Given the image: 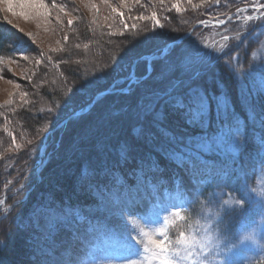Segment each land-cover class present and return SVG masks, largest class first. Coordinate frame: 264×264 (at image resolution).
Here are the masks:
<instances>
[{
    "label": "rangeland",
    "instance_id": "rangeland-1",
    "mask_svg": "<svg viewBox=\"0 0 264 264\" xmlns=\"http://www.w3.org/2000/svg\"><path fill=\"white\" fill-rule=\"evenodd\" d=\"M146 1L144 0V3ZM163 1L167 3L171 14L179 17L175 18L176 20L171 23L174 24L166 29H163L159 24L151 29L150 23L147 22L149 19L141 16V14L138 15L139 17L131 15L128 22L123 21L124 17L122 18V15H125L127 9L132 4H138L141 0H60L59 2L56 1L55 4H47L42 0H0V29L5 34L13 36L15 42L18 38H21L29 44L27 45L29 49L22 55L18 54L19 56L13 58H0V117L3 118L7 112L18 113L21 109L31 112L33 109L31 107L26 109V107L32 104L36 106L38 111L36 112L43 115L40 124L36 125L34 130H30V133H27L26 129L22 130V125H16L18 129L14 128L13 133L10 131L3 132V137L6 140L0 137V195L2 194L0 200L5 201V203L0 204V228L2 229L3 226L8 227L11 221L13 222L15 218H18L20 223H23L21 236L24 235L25 246L27 247V249L23 248V252L25 250L26 252L20 254L13 261V264H104L106 259L104 249L115 246L118 243L117 237L120 233L125 235L131 233L132 236H136L137 232L132 231L133 228L149 232L151 229L161 227L165 218L172 219L171 213L177 210L186 217V221H178L170 229L169 235L173 239L176 238L180 230L190 231L189 225L198 228L200 224L209 221L216 228L215 234L219 238L220 246L228 245L234 252L239 253L236 257L238 264L264 263V203H262L264 201V169L258 173L253 186L249 188L240 187L239 192L234 196L225 194L226 196L223 198L222 195L216 197V199L210 197L208 200V202L212 201L210 205L204 202L195 211L186 207L185 201L177 191L164 189L157 194L154 192L144 193L137 183L126 182L123 176L118 173L113 175L114 184L108 185V187H105L106 189L96 186V179L87 181V187L85 191L83 190V194H88L87 196L91 199V202L85 205V211L90 218L95 217L98 220L97 223L108 227L109 234L103 238L89 235V226L82 222L81 216L76 212L72 216V209L66 205L51 203L44 206H33L26 210L25 214H19L20 208H16V206L26 203L31 198L32 177L34 176L36 179V184L39 183L40 170L42 173V169L45 165H50L49 162L55 155L62 154L66 156L68 152L77 151L80 145V150L84 149V146L88 148V145L91 146L93 142L87 139L90 135L87 129L91 130L90 133L95 129H99L100 125L105 129H111L116 123L112 126L110 123L120 120L114 109H110L113 112L109 115V118L105 119L103 117L105 114H101L102 110L108 107L107 105H120V99L107 96L104 98L105 100H102L99 99L101 97H98L93 102L95 105L90 113L91 116L82 118L78 123H71L65 129H59L62 127H59V125L64 119L75 111H82L99 93L85 107L73 111L66 117L64 116L73 108L85 103L97 90L109 85L111 86L107 90H115L114 92L129 89L130 85L128 86L126 78L129 73L126 67L130 59L135 56L133 53L135 54L139 48L140 51L141 48L146 49L149 45H154L151 48H158L164 43V39L169 40L186 32L181 36L184 38L183 41L186 39L181 49L175 50L165 58V53L170 48L164 51L165 46L159 53L150 56L154 57L153 61L155 62L161 61L154 63L155 73L142 86H149L151 83L156 86L164 85L170 75L179 73V77H181L191 70L190 67L186 66L187 61L184 60L183 56L193 51V40L195 42L200 35L205 36L206 34L207 40L215 36L219 40L222 38L223 32L215 34L211 31L216 28L215 23L226 21V24H238L239 29H245L248 24L255 23L261 29H258L257 32V42H251L254 47L250 52L248 63L251 62L249 68L255 79L259 80V84L264 85V20L260 19L261 16H264V0H220L219 3L213 0L214 3L209 6L205 5L210 0L196 1V5H193L194 0ZM223 1L227 4H223ZM152 2L163 3L161 0H152ZM22 4L25 5L23 8L20 7ZM41 4L45 7H40ZM9 5H11V11H9ZM76 10L83 12L92 26L93 24H99L102 27L106 22L113 24V21L117 20L118 17L119 20L113 25V31H115L116 25L119 30L118 34L127 33L126 36H132L131 39L125 41V49L123 48V51L112 50L111 56L105 52L100 55L97 53L99 50L91 55L94 51L92 48L94 42L90 41L88 44L81 45H78L75 41L74 43L72 41L74 37L73 29L78 22L73 16ZM203 11L207 12L205 13L207 18L195 22L194 25L192 24L193 26L191 25L192 27L190 26L191 22H184L186 24L184 26L183 22L180 21L181 18L189 19L193 14L195 17L201 16ZM21 12L26 13L27 18L20 15ZM249 15L255 19L246 21L245 17ZM69 20L72 21L71 24L68 23ZM95 20H97L96 23ZM136 22H140V27L134 25ZM142 24H146L147 27H143ZM181 26L183 27L181 28ZM192 28H194L192 31L194 34L190 36L191 34L188 35L187 33ZM201 29H203V34H201ZM243 32L246 33V30ZM96 35L99 37L98 34ZM12 45L13 41L11 42ZM90 49L91 52L89 53ZM72 51L78 52L76 57L78 59L75 58L77 53H72ZM67 53L70 55L72 53L71 57L75 59L72 58V61L68 59L65 64L78 67L79 73L82 70L84 71L85 67L91 71L89 74L84 75L83 73L84 76L81 75L79 78L75 77L77 80L74 79V83L81 84L80 89L75 86L72 87L70 83L65 84V80L60 77L55 78L56 81L53 82V78L50 79L49 76L44 74L49 68L45 67L46 65H52L61 56L62 58L67 56ZM23 56H26L27 59H23ZM50 60L52 61L50 62ZM100 63H102L101 66ZM140 67L142 69V65ZM98 70L99 72L96 73ZM146 70L147 68L144 67V74L141 76L132 75L131 72L130 78L135 77L137 79L134 85L144 81L149 76L150 73L148 74V70ZM67 74L70 77L72 76L70 71ZM39 78H42L41 84L46 85L48 90H52L51 92L60 100L57 104L49 98L43 97L40 99L36 96L39 93V88L35 81ZM122 83V87L117 89ZM82 92H84V95ZM137 92L138 90H136ZM122 105H120V108L123 112L126 108L121 107ZM141 106H144V103ZM155 109V107L153 110L151 109V112H155ZM97 112L100 113L101 118L100 115L97 116ZM34 116L31 117L34 118ZM62 117L64 118L57 125ZM98 117L100 118L99 122L95 121ZM159 117V115H156L157 119ZM83 121L85 123H81ZM75 128L76 133H79L78 138H69V144L67 140L61 141ZM49 136H51V139L47 142ZM98 141L100 140H96L94 146L99 143ZM59 142H61L62 148L59 152H56L55 146L59 145ZM75 143L81 144L77 147L78 144ZM217 144L220 143L217 142ZM71 145L72 148L69 151ZM35 148L39 158L34 161L31 155L27 154L29 150ZM87 148L85 151H88L89 148ZM98 149L99 147L96 146L97 151ZM66 161L68 162L67 158ZM20 165L23 167L20 168ZM56 167L59 166L54 165L53 169L55 171L58 170ZM29 172L31 175H29ZM44 175L47 179L50 177L49 172ZM42 186L43 184H40L38 188ZM152 189L154 190L155 187H152ZM252 189L256 191L253 192ZM76 192L79 193V191ZM242 195L245 198L247 207L246 205L243 207L239 205L228 206L223 203L226 199L240 200ZM234 209L237 211L238 217H233L236 215V212H232ZM226 214L228 219H226ZM231 217L234 218V231L231 233L225 232V229L231 224ZM12 227L18 228L19 225ZM55 233L57 234L55 235ZM247 235H253L255 242L238 243L242 237ZM137 239L141 240L140 255L128 253H125V255L131 260H142L143 264H151L150 259H148L149 254L143 251L147 237H137ZM113 264H126V262L117 260ZM210 264H215V261H212L211 258Z\"/></svg>",
    "mask_w": 264,
    "mask_h": 264
},
{
    "label": "trees",
    "instance_id": "trees-1",
    "mask_svg": "<svg viewBox=\"0 0 264 264\" xmlns=\"http://www.w3.org/2000/svg\"><path fill=\"white\" fill-rule=\"evenodd\" d=\"M42 1L47 4H55L56 1L59 2L60 0ZM196 1L201 0H194L193 5H196ZM212 1H207L205 6L214 3ZM223 4H227V2ZM74 13L73 16L78 22L74 25L72 41L77 42L78 45L88 44L90 41L94 42L92 46L94 51L91 55L95 54L96 50H99L97 53L100 55L105 52L110 56L112 50L123 51L126 45L125 41L132 37L126 36L127 33L118 34L119 30L116 25L115 31H113V25L119 20L118 17L117 20L113 21V24L106 22V25L102 23L103 26L101 27L99 24H93L92 26L83 12L76 10ZM205 13L207 12L203 11L202 15L198 17L193 14L189 19L181 18L180 21L183 24L184 22H191V26L199 20L206 19L207 14ZM139 14L149 19L147 22L150 23L151 29L155 28L157 20L159 25L166 29L174 24L171 23L176 20L175 18H179L171 14L166 2L163 1V3L158 4L153 3L152 0H147L146 3L141 0L138 4H132L125 12V15H122V18L124 17V22H128L131 19V15L139 17ZM153 14H155V19H153ZM94 22L96 23L97 20ZM134 25L140 27V22H136ZM258 27V24L251 23L245 29H239L238 24L228 23L220 28H213L211 31L215 34L223 32L222 38L219 40L215 36L207 40L206 34L205 36L200 35L201 37L199 36L195 42L193 40V51L190 53L198 49L208 55L204 56L203 60L197 63L195 67H190L191 70L187 71L184 74L185 76L179 77V73H176L167 77L164 85L156 86L151 83L149 86L143 87L142 85L146 80L155 73L154 63L161 60L152 61L150 63L152 71L144 81L130 85L127 91L113 92L99 98L105 100L104 98L107 96H114L120 99V105L123 104L121 107L126 108L123 112L119 104H111L107 105L108 107L102 110L101 113L105 114L103 117L106 119L113 112L110 109H114V112L118 114V119H120L118 120L119 122L117 120L113 123L111 122V126L116 123L111 129H105L101 125L98 127L99 129H95L92 133H90L91 130L87 129L90 134L87 139L93 142L91 146L88 145L89 149L84 146L85 148L80 150L81 145L79 146V144L81 143H75L78 144L77 147L79 146L77 151L68 152L66 156L62 154L55 155L50 160V165H45L42 169V173L40 170L39 183L36 184V179L32 175L31 198L26 203L16 206V208H20L19 214H25L26 210L33 206H44L51 203L66 205L72 209V216L76 212L81 216L82 222L89 226V235L103 238L109 234L108 227L97 223L98 220L95 217L90 218L85 211V205L91 202V199L87 196L88 194H83V190L85 191L87 187V181L96 179V186L102 189L110 184L113 185V175L118 173L123 176L126 182L131 184L138 183L141 190L148 194L153 192L152 187H155V189H171L177 185L184 190L183 197L187 199L186 206L192 211L197 210L204 202L210 205L212 202H208L210 197L216 199V197L221 195L222 198L226 195L234 196L239 192L240 187L249 188L253 186L258 173L264 169V85L259 84V80L255 79L249 68L251 62L248 63L250 52L254 47L251 42H257V32L258 29H261ZM244 30H246V33L243 32ZM185 33L169 40L164 39V43L158 48H151L154 45H149L146 49L141 48V51L140 48L137 51L134 50L136 51L135 54L133 53L135 56L130 59L126 67L129 73L126 77L128 82L130 81L131 72L132 75H143L144 67L145 69L147 68V59L159 53L167 44L174 42ZM203 33V29H201V34ZM193 34L192 32L190 36ZM224 36H228L229 40H224ZM13 38V36L5 34L0 29V58H13L19 56L18 54L26 53V50L29 49V46H27L29 44L25 39L18 38L15 42ZM11 40L13 41L12 46ZM185 41L186 39L170 47L165 58L175 50L181 49ZM217 49L220 50L218 51ZM90 52L91 49L89 50ZM72 53H77L75 58L78 56V52L72 51ZM72 53L71 55L67 53V56H63V58L61 56L52 65L45 66L49 67L47 68L48 70H43H47L44 74L49 76L50 79L53 78V82L56 81L55 78L58 79L60 77L65 80V84L68 85L70 83L72 87L75 86L80 89L82 87L81 84L74 83L77 80L76 78L81 75L84 76L86 73L89 74L91 71L85 67V70L79 73L78 67L75 66V68L74 65L73 67L70 66L72 64H65L68 59L69 61L75 59L71 57ZM101 65L102 63H100ZM69 71L70 73L72 72L71 77L67 74ZM41 80L42 78H39L35 81L39 88V93L36 96L40 97V99L43 97L49 98L57 104L60 100L51 92L52 90H48L46 85L41 84ZM122 85L123 83L117 89H120ZM109 86L94 92L85 103L73 108L64 117L75 110L85 107L96 94L107 90L110 88ZM189 89H199L210 98H220L221 107L219 108L215 100L211 101L210 110L203 124L188 123L182 113L174 109L169 102V93H173L174 90L182 92ZM136 90H138L139 94L138 92L136 93ZM82 94L84 95V92ZM143 103L144 106H141ZM94 105L86 113L70 119L59 129H65L69 127V124L78 123L82 118L91 116L90 113ZM224 105H226V109L223 107ZM30 107L33 109L31 112L21 109L18 113L7 112V115L5 114L3 118L0 117L1 139L6 140L3 137V132L10 131L13 133L12 130L16 128V125H22V130L26 129L27 133H30V130H34V127L40 124L39 122L43 119V115L37 113V108L33 104L27 105L26 109H30ZM154 107L156 108L155 112H151ZM108 110L110 111L108 112ZM32 115H35L34 118L31 117ZM98 115H100L99 112H97ZM156 115L160 117L157 119ZM64 117L57 122V125ZM99 117L101 118V115ZM99 117L95 121L99 122ZM81 123H85V121ZM230 126L232 132L231 141L224 140L221 142L222 137L228 133ZM78 134L76 133V128L72 129L61 141L67 140L69 144V138L76 139ZM50 139L51 136L48 137L47 142ZM96 140L100 141L94 146ZM200 141H214L220 144L211 151L202 152L196 161L195 167H192L190 163H181L179 152L184 151L185 146L189 145L190 142L196 143ZM60 143L55 146L56 152H59L62 148ZM96 146L99 147L98 151ZM71 148L72 145L68 150L70 151ZM86 148L88 151H85ZM27 155H31L34 161L39 158L36 148L29 150ZM54 165L59 166L58 168L56 167L58 170L55 171L53 169ZM22 167L20 165V168ZM47 172L50 175L48 179L44 175ZM29 175H31L30 172ZM40 184H43V186L38 188ZM76 191H79V193ZM1 196L2 194L0 198ZM245 205L246 202L243 206ZM232 212H236L233 217H238L235 209ZM225 216L228 219V215L226 214ZM233 217L230 218L231 224L228 225L225 232L231 233L234 231L235 223ZM17 224L19 225L18 228H11V226H16ZM22 224L18 218H15L8 227L3 226L2 229L0 228V241H3V244H0V264H13V261L20 254L26 252V250L23 252V248L27 249V247L25 246L24 235L21 236ZM5 227L7 228L4 229ZM15 228L16 230H14ZM257 264L264 263L259 262Z\"/></svg>",
    "mask_w": 264,
    "mask_h": 264
},
{
    "label": "snow or ice",
    "instance_id": "snow-or-ice-1",
    "mask_svg": "<svg viewBox=\"0 0 264 264\" xmlns=\"http://www.w3.org/2000/svg\"><path fill=\"white\" fill-rule=\"evenodd\" d=\"M163 2V0H161ZM219 3L220 0H215ZM25 5H20L23 8ZM40 7H45L41 4ZM9 11H11V5H9ZM20 15L27 18V14L21 12ZM155 19V14H153ZM255 19L251 15L245 17L246 21H252ZM264 20V16L260 17ZM203 22V21H202ZM72 23L71 20L68 21ZM159 24V21H156ZM221 24L224 21H220ZM66 39V37H65ZM224 40H229L228 36L223 37ZM223 48V46H221ZM218 51L220 49H217ZM207 53H202L200 50H196L192 53L184 54L183 58L187 61V67H195L197 63L203 60ZM27 59L26 56L22 57ZM169 102L171 106L179 110L185 117L188 123L191 124H203L207 118V114L211 107V101L215 100L218 108L221 107L220 98H210L206 93L199 89H189L187 91H176L169 93ZM226 109V105L223 106ZM238 133V127H237ZM232 132L231 126L228 133L222 137L221 142L224 140L231 141ZM217 142L214 141H200L196 143H189L185 146L184 151L179 152L181 163H190L192 167H195L196 161L202 152L211 151L214 147H217ZM251 191L255 192V189ZM5 201L0 200V204ZM224 205L232 206L239 205L243 207L245 198L243 195L240 200L233 201L226 199L223 201ZM264 203V201H262ZM219 215V214H217ZM172 219L165 218L163 225L158 228L151 229L149 232H145L143 229L137 230L133 228L132 231H136L137 235L132 236L131 233L125 235L120 233L117 237L118 243L115 246H109L104 249L106 259L104 264H113L114 261L123 260L126 264H143L140 260H131L125 253L131 255H140L139 247L141 240L137 237H147V242L143 251L148 253V259L151 264H210V258L215 261V264H238L236 257L239 253L234 252L231 247L225 245L220 246L219 238L215 234L216 228L212 222L205 221L204 224L196 226L189 225L191 230H180L176 238H172L169 235L170 229L176 225V223L186 221V217L181 214L179 210L171 213ZM156 237H159L158 239ZM247 241L255 242L253 235H247L242 237L238 243L243 244ZM3 244V241H0ZM219 258V259H217Z\"/></svg>",
    "mask_w": 264,
    "mask_h": 264
},
{
    "label": "water",
    "instance_id": "water-1",
    "mask_svg": "<svg viewBox=\"0 0 264 264\" xmlns=\"http://www.w3.org/2000/svg\"><path fill=\"white\" fill-rule=\"evenodd\" d=\"M225 22H226V21H224L223 24H225ZM223 24H221L220 22L215 23L216 26H221V25H223ZM193 29H194V28H192V29L190 30V32H188L187 34L190 35L191 32L193 31ZM183 39H184V38L181 37V38H178L177 40H175L174 42L167 44L166 47H165V49H164V51H165L167 48L172 47V46H174V45H176V44L182 42ZM165 54H166V53H165ZM153 60H154V57H150L149 60H148V74L151 72L150 62L153 61ZM135 80H136L135 77H133L132 80L128 83V86H129L130 84L134 83ZM114 91H115V90H114ZM114 91L106 90V91L100 92L98 95L95 96L94 100H93L89 105H87L82 111L79 110V111H75V112H73L72 114H70L66 119H64V120L60 123V126H64V125H65V124H66L71 118L76 117V116H78V115H81V114L85 113V112L90 108V106L93 104V102H94L98 97H103V96H105V95H107V94H109V93H112V92H114ZM60 126H59V127H60Z\"/></svg>",
    "mask_w": 264,
    "mask_h": 264
},
{
    "label": "bare ground",
    "instance_id": "bare-ground-1",
    "mask_svg": "<svg viewBox=\"0 0 264 264\" xmlns=\"http://www.w3.org/2000/svg\"><path fill=\"white\" fill-rule=\"evenodd\" d=\"M176 80V79H175ZM84 114V113H83ZM82 115V114H81ZM79 116V115H78ZM77 117V116H76ZM73 118H75V117H73ZM73 118H71V119H73ZM60 126V125H59Z\"/></svg>",
    "mask_w": 264,
    "mask_h": 264
}]
</instances>
